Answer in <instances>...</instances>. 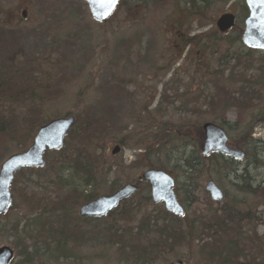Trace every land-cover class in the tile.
<instances>
[{
	"label": "rangeland",
	"instance_id": "obj_1",
	"mask_svg": "<svg viewBox=\"0 0 264 264\" xmlns=\"http://www.w3.org/2000/svg\"><path fill=\"white\" fill-rule=\"evenodd\" d=\"M1 1L4 3L0 14L1 66L14 71L19 67L16 63L21 62L19 71L23 79L32 81L42 92L45 122L68 114H75L79 119V114L89 113L92 134L95 128L96 136L95 139L83 137V142L93 155L94 151L101 155L99 167H105L101 177H93L91 184L86 185V174L77 169L76 173L69 156L61 160L60 155L48 152L47 162H55L52 167L16 176L12 184L16 206L0 215V245L15 249L11 264H168L175 258L183 259L185 264H206L207 254L200 253L198 246L191 249L175 246L151 262L123 256L122 245L128 252L135 245L143 246L148 240L160 237L155 232L147 234L145 229L137 230L143 214L154 212L158 206L152 199H146L151 194L146 183L141 184L140 206L135 204L138 200L135 196L130 206L122 205L103 217L80 215V206L88 200L71 207L74 213L68 216L71 230L61 249L56 247L60 237L57 222L50 230L49 225L41 228L39 221L42 216L54 218V214L43 215L38 210L31 214L36 219L27 229L23 228L26 224L23 215L28 210L23 194L36 192L53 201L56 197H65L75 187L86 189L85 198L114 193L122 185L135 182L149 167L147 163H133L141 150L122 144L120 138L131 135L128 144H134L138 137L145 136L151 122L160 127L161 121L171 122L167 123L169 127L173 123L175 127L188 125L193 133L201 135L202 132V137L205 121L222 123L223 119L230 125L237 123L231 131L223 124L236 147L245 140L258 139L255 145L239 146L248 155L238 163L237 171L246 173L254 187L261 185L256 193L239 190L232 175L219 173L212 166H206L196 177L194 190L190 188L192 184L183 188L182 184L188 185L190 181L179 169L171 173L180 176L176 190L185 205L187 218L210 216L208 212L223 207L227 200L238 201L241 209L250 207L254 219L239 223L236 228L239 234L230 231L221 237L219 230L215 237L218 244L221 240L238 238L239 247L245 252H255L258 261L264 264V50L250 49L238 40L213 52L202 43L206 42L203 37L206 32L218 30L217 19L229 7L239 12V25L230 35L242 33L244 15L240 0L231 3V0H210L205 11L194 7L195 3L189 0L192 16L181 12L186 0H147L145 4L123 0L103 22L94 20L85 0ZM191 37L195 38L189 43ZM227 52L229 55L225 58ZM236 53L241 56V63H237ZM36 61L42 62L41 67L33 64ZM46 81L50 82V88L54 84L56 90L46 92ZM30 106V100L13 97L7 100L4 109L10 115L13 110L27 112ZM152 129L155 132L153 126L148 131ZM249 130L251 136L244 135ZM36 132L26 146L0 134V167L9 155L28 148ZM116 145L121 148L113 154ZM188 148L191 150L193 146ZM110 164L112 168L107 173ZM209 179H214L224 190V200L211 199L206 190ZM124 210L126 216L122 215ZM159 217L165 219L160 213ZM16 219L23 220L19 232L11 229ZM122 227L127 229L125 234L122 232L124 236L111 242L116 238V228L122 231ZM191 230L204 234L201 226L192 225ZM38 231L43 234L39 238ZM27 257L31 260L27 261Z\"/></svg>",
	"mask_w": 264,
	"mask_h": 264
},
{
	"label": "trees",
	"instance_id": "obj_2",
	"mask_svg": "<svg viewBox=\"0 0 264 264\" xmlns=\"http://www.w3.org/2000/svg\"><path fill=\"white\" fill-rule=\"evenodd\" d=\"M122 2L123 0L120 1V4ZM136 2L145 4L147 3V0H137ZM191 2L195 3L194 7H196L198 6L196 2L202 4L203 0H191ZM190 4V1L186 0L184 5L181 6V12L186 16L193 15ZM2 9H4V3H2L0 0V14H2ZM1 22L2 21L0 20V23ZM0 28L3 27L0 25ZM197 37L201 38V35ZM203 37L206 39V42L203 41L202 43L205 44L206 47H210L213 52L218 51L219 47H222L224 44L229 45L234 41H241V33L238 31L233 36V34L230 35V33H220L218 30L214 29L206 32ZM194 38L195 37H191L189 43H191ZM1 52L2 48L0 46V54ZM228 55L229 54L227 52L225 58H227ZM234 57L237 63H241V56L238 55V53H236ZM19 63L21 62L16 63V65L18 64L20 67L21 64ZM33 64L37 67H41L42 62L36 61ZM19 67L14 71H9L7 67H3V65L1 66L0 64V134L5 135L11 140H15L19 145L26 146L38 127L45 123L46 118L42 113L43 109L41 102L44 99L43 95H41L42 92L33 86L34 83L32 81L23 79L20 74ZM44 88L46 92H52L56 90V86L52 84V88H50V82L47 81L44 84ZM13 97L18 98L20 101L30 100V110L27 112L13 110L10 115H8L4 107L7 100H12ZM37 97L39 98L40 103ZM146 111L151 113V111L149 112L148 109H146ZM90 119L89 113H87L86 116L79 114V119L77 118L75 126L67 136L64 147L61 150L48 151L50 154L54 152L58 156L60 155L59 157L61 160H66L67 156H69L70 162L75 168L74 170L76 173H78L77 170H82L86 174V185L91 184V179L93 177H101L103 170L105 169V167H99L101 155L95 153V151L93 155V152H89L86 143L83 142V137L92 139L94 137L95 139L96 136L97 129L94 128V133L92 134ZM221 122L222 125L227 124L230 131L237 125V123L233 125L228 124L226 119H223ZM167 123L171 122L161 121L159 127V124L157 125L155 122H151L152 125H150L149 128H146L147 132L145 136L138 137L134 144H128L130 143L131 135L120 138L122 144L130 145L131 147L141 150L137 153V158L133 163H147V166H149L148 168L157 166L156 168L164 169L170 173H176L175 170L179 169L183 175H186V180L190 181L188 182V185L183 183V188H189L192 184L190 188L193 190L196 189V177L206 170V166H209L210 168L212 166L213 170H216L219 173H224L228 177L232 175L231 177L235 181H239L240 183H237L233 180L234 184L238 186L239 190L249 193H256L261 185L254 187L250 181V178L246 177V173L239 174L237 172L238 163L240 161H237L233 157L226 156L222 153H212L207 157L202 155L200 152V146L203 141V136L200 137L202 132L201 135H198L193 133L188 125H177V127H175V124L173 123L172 127H169ZM152 126L155 129V132L153 129L152 131L149 130L150 132L148 131V129L152 128ZM244 135L251 136V131L249 130L245 132ZM230 140H232L231 136ZM257 141L258 139L251 138L249 141L245 140V142L239 143V146L247 147L251 144L255 145ZM189 146H193V148L190 150L188 148ZM175 153H180L181 155L175 156ZM173 161L174 164H172ZM208 162L211 165H207ZM47 163V166L45 165L46 167L24 168L17 175L22 173L24 174L25 171H38L43 168L49 169L55 162L49 161V163ZM111 168L112 164L108 165V168H106L107 173ZM177 177L176 185H179L180 181L178 179L180 176L178 173ZM146 185L150 187L149 184L146 183ZM85 191V188L78 189L75 187L69 190V193H67L65 197H61L59 199L56 197L53 201L50 200L51 197L45 198L44 196H38L36 192H25L23 194V203L27 206L28 210H25L26 214L23 215V219L26 220V224H24L23 228L27 229L31 222L36 219V217H32L31 214L36 213L38 210L40 214L43 215H45L47 212L52 213L55 215L54 218H45V216H42V219L40 218L39 221L42 223L41 228L49 225L48 227L50 230H52L54 229L53 225H55L57 222L58 225L56 229H59L60 237L56 247H58V249L63 248V242L65 243L68 240V230H71L70 228L68 229V224L71 222L68 216H72L74 214L72 213L71 207H76L85 200L90 201L94 197L90 195L88 198H85L87 196ZM141 191L142 186L133 196L123 200L118 208H120L122 205H131L133 202L132 199L135 196L138 197V200L135 202V204L140 206L142 203L141 197H143V195H141ZM145 197L147 200H151V194H147ZM190 201L192 202V200ZM157 205V209H155L154 212H146L143 214L139 220L137 230L142 232V230L145 229L147 234H153L155 232L160 237L151 239L152 241L148 240L143 246L135 245L131 248L132 250H129L128 252L126 251L125 246L122 245L121 253L123 256H127L129 259H135L141 262H151L155 260L156 257L160 255L164 256L165 254L169 253V251H172L175 246L177 247L183 245L188 246L190 249L198 246V251L200 253L207 254L206 264H262L260 261H258V256L255 254V252H245L239 247L240 245L237 242L238 238H235V240H221L220 244H218V239L215 237L219 230L221 233L218 235L221 237L223 236V233L226 234L230 231L234 234L236 233V228L239 226V223H241L243 220L248 222L251 221V219H254V216L251 215L252 210L250 207L241 209L239 207L238 201L227 200L224 202L223 207L216 208L214 211L208 212L207 214L210 216L202 214L196 219H190L187 218V211L184 216H179L168 211L165 206L163 207L160 204ZM15 206V201H13L9 211H11ZM118 208L113 210L111 214ZM125 212L126 211L124 210L122 215L126 216ZM159 213L165 216V219L159 217ZM22 221L20 219H16L11 225V229L19 232ZM172 221H174V224L169 223ZM175 221H180L181 223L176 224ZM192 225L197 227L201 226V233L204 234H196V231L193 232L191 230ZM126 230L127 229L123 227L122 231H119V229L116 228L114 231V236H116V238H113L111 242H115L119 240L120 237H123ZM122 232H124V234ZM129 233L130 232H128V234ZM236 234L239 233L237 232ZM41 235H43L42 231H38L36 234L37 238H39ZM196 241L198 243H196ZM19 252L23 253L22 250H19ZM26 260L30 261L31 258L27 257Z\"/></svg>",
	"mask_w": 264,
	"mask_h": 264
},
{
	"label": "water",
	"instance_id": "obj_3",
	"mask_svg": "<svg viewBox=\"0 0 264 264\" xmlns=\"http://www.w3.org/2000/svg\"><path fill=\"white\" fill-rule=\"evenodd\" d=\"M89 6L92 17L97 22L106 21L115 11L120 0H85ZM249 15L245 20L242 32V42L251 49L264 50V0H246ZM26 15V12H23ZM236 24L235 15L224 13L217 19L216 25L222 32L228 31ZM77 121L75 114H68L53 118L42 124L34 140L23 151L9 155L0 167V214L7 212L13 203L12 184L16 174L23 168L42 167L46 164L48 150H60L64 147L66 137ZM203 128V142L201 154L209 156L212 153H222L242 160L246 151L229 144L226 128L215 121H205ZM116 145L112 150L116 154L120 150ZM139 180L149 181L151 197L155 204L164 203L165 208L173 213L183 216L185 207L180 202L176 189V179L168 171L160 168H148L139 176ZM137 182H129L121 186L114 193L100 195L80 206L82 217H103L117 208L122 200L129 198L139 190ZM206 190L211 199L220 201L224 198V190L214 179L206 183ZM15 257V249L10 245H0V264H11ZM168 264H185L181 258H176Z\"/></svg>",
	"mask_w": 264,
	"mask_h": 264
},
{
	"label": "flooded vegetation",
	"instance_id": "obj_4",
	"mask_svg": "<svg viewBox=\"0 0 264 264\" xmlns=\"http://www.w3.org/2000/svg\"><path fill=\"white\" fill-rule=\"evenodd\" d=\"M230 1V0H229ZM233 0H231L229 3H231ZM210 2V0H206V1H204L203 0V2H202V4L201 3H199V2H196V4L200 7V5H201V9L203 10V11H205L206 10V6H207V4ZM209 5H210V3H209ZM230 5H232V4H230ZM239 6H240V8H241V11H242V14L244 15V17H243V19H244V22H245V20H246V18H247V16L249 15V8H248V6H247V4H246V0H240L239 1ZM208 8H209V6H208ZM192 11H193V8H192ZM191 11V12H192ZM224 13H232V14H234L235 15V18H236V24L232 27V28H230L228 31H226V32H222V33H224V34H226V33H230L231 31H233L234 29H236L237 27H238V25H239V12H238V10H235V9H232V8H228L226 11H224L222 14H224ZM221 14V15H222ZM244 27V26H243ZM242 31H243V29H242ZM231 144V143H230ZM143 182H145V183H147V184H149L150 185V183H149V181H146V180H139V179H137V183L139 184V186H141V184H143ZM111 214V212L109 213V215Z\"/></svg>",
	"mask_w": 264,
	"mask_h": 264
},
{
	"label": "snow or ice",
	"instance_id": "obj_5",
	"mask_svg": "<svg viewBox=\"0 0 264 264\" xmlns=\"http://www.w3.org/2000/svg\"><path fill=\"white\" fill-rule=\"evenodd\" d=\"M109 2H110V0H109Z\"/></svg>",
	"mask_w": 264,
	"mask_h": 264
}]
</instances>
